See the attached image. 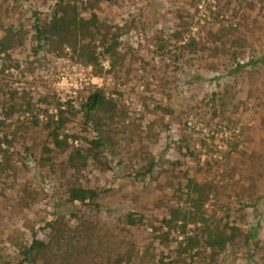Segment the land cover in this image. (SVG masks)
Wrapping results in <instances>:
<instances>
[{"label": "rangeland", "instance_id": "rangeland-1", "mask_svg": "<svg viewBox=\"0 0 264 264\" xmlns=\"http://www.w3.org/2000/svg\"><path fill=\"white\" fill-rule=\"evenodd\" d=\"M54 1L0 0V35L11 24L28 29L23 46L11 50L12 63L0 72V87L32 100L55 95L62 108L102 88L126 116L107 122L112 143L102 155L109 168L91 158L82 166L72 157L74 147L92 135L76 118L67 116L62 128L69 134L65 149L49 144L47 130L30 125L29 114L28 123L11 116L0 124V135L12 143L2 144L8 149L4 157L0 152V264H16L33 231L53 243L46 256L28 264H138L161 252L173 259L177 244L160 245L150 231L168 207L189 205L177 190L186 175L202 191H211L204 204L208 223L222 227L228 222L244 231L257 224V247L251 244L249 255L238 237L217 256L206 247L201 258L177 264H264V0L101 3L100 19L120 30L124 19L132 26L121 37L119 63L111 67L108 58H101L99 72L69 47H46L38 54L31 49V9L44 17ZM178 7L189 25L179 43L194 38L198 49L185 50L174 62L169 33L175 30ZM230 28L234 31L227 34ZM225 34L224 42L216 40ZM236 61L245 68L230 73ZM44 145L52 149L51 161L42 158ZM149 159L155 163L152 174L136 177ZM176 160L178 168L165 173ZM73 184L95 189L99 209L67 202L66 189ZM127 213L143 215L145 224L127 225ZM186 231L193 234L195 228L190 224Z\"/></svg>", "mask_w": 264, "mask_h": 264}, {"label": "trees", "instance_id": "trees-1", "mask_svg": "<svg viewBox=\"0 0 264 264\" xmlns=\"http://www.w3.org/2000/svg\"><path fill=\"white\" fill-rule=\"evenodd\" d=\"M14 3L24 2L26 0H12ZM113 3L117 0H55L50 3L45 16H40L33 7L31 12L33 14L32 29V47L35 54H38L43 49L48 47L60 51L65 47L71 48L74 54L84 64L91 65L96 70L100 71L101 58H108L111 62V67L119 63L118 49L122 45V35L127 34L132 26V22L124 19L121 30L115 24L108 23L107 20L100 19L97 10L100 9L101 3ZM239 3L245 0H238ZM174 9L176 6L174 5ZM173 22L175 30L169 33V56L174 57V62L181 60L182 53L185 50H197L196 41L190 38L185 43H179L183 40V34L187 32L189 25L184 20V11L181 7L174 10ZM239 24V23H238ZM3 26V25H2ZM3 32L0 35V58L3 61L0 66V72H3L8 65L13 61L11 57V50L15 46H23L24 38L27 36L28 29L22 26L16 27L14 25L3 26ZM234 29L226 30V33ZM216 36V40L224 42L227 35ZM232 34V33H231ZM224 37V41L222 38ZM159 41H163L158 39ZM162 49V48H160ZM237 60V59H236ZM15 61L14 65H17ZM236 67L229 69L230 73L239 71L245 66L239 61L235 62ZM214 97V95H212ZM212 98L211 100H213ZM118 100L109 97L102 88H95L87 93V95L74 105V100L68 101L65 108L55 95L45 94L42 97L32 100L27 99L26 95H19L16 89L11 87H0V124L11 116H20L25 118L28 123L27 114L33 119L30 125L38 126L42 124L47 130V137L49 144L51 143L55 149H65L70 145L67 143L66 134L62 131L67 116L78 119L81 127L86 130H91L92 135H86L85 142L82 147H74L73 155L78 159L79 163L84 166L89 158L100 163H104L106 167H110L108 161H105L106 156L104 150L107 142L110 144L111 135L107 131V122L112 123L116 115L122 117L126 116L124 110L118 108ZM158 110H166L172 114V109L157 106ZM55 111V113H53ZM43 114L45 119H40L39 116ZM22 122V121H21ZM63 134L65 137H63ZM73 140L77 138L76 135ZM65 138V139H63ZM6 143L9 147L12 146L11 141L6 135H0V152L3 157L8 152L7 148H2V144ZM51 148L49 145H44L43 152L47 155L42 157L44 161H51ZM103 156V157H102ZM104 161H103V159ZM154 160L149 159L144 167L137 171L136 177H145L151 175ZM179 162H170L169 168L164 169L165 173L177 169ZM2 162L0 161V168ZM180 169H178V172ZM179 175V174H173ZM186 177V182H178V192L181 194V199L189 205H176L168 207L165 214L155 221L150 233L153 238L160 244L166 245L171 242L177 244V249H174L176 257L169 260V256L161 252L159 257L150 256L148 260L143 259L138 264H177L179 260L194 261L201 258L202 248H210L216 253V256L224 251L229 245L234 243L238 237H243V243L247 247L248 254H253L251 244L256 245V238L258 237L257 224L251 223L245 231L239 227L233 226L231 223H224L222 227L217 225L211 226L206 218L204 211V204L208 200L210 190L204 192L200 189L199 184L192 177ZM66 201L70 203H81L84 206H91L99 209L97 199L99 193L90 187L79 186L76 184L70 185L66 189ZM195 194V195H194ZM182 195L186 197L183 198ZM126 224L129 226L144 225L143 215L134 213H127L124 215ZM193 225L195 232L187 234L186 227ZM48 226L53 228V224L48 222ZM42 228V227H40ZM178 229L181 231L178 232ZM178 234L183 235L182 238ZM51 241H44L38 237V233L33 231L28 244L20 249V259L16 264L36 263L39 258L46 256L47 250L50 249ZM264 249V247H263ZM132 255L130 256V258ZM119 261L121 260L118 258ZM9 264V263H7ZM120 264V263H119Z\"/></svg>", "mask_w": 264, "mask_h": 264}]
</instances>
